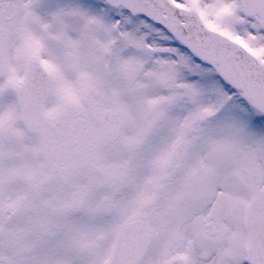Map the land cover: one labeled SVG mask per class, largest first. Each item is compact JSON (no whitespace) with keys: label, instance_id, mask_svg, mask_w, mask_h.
I'll use <instances>...</instances> for the list:
<instances>
[{"label":"snow or ice","instance_id":"snow-or-ice-1","mask_svg":"<svg viewBox=\"0 0 264 264\" xmlns=\"http://www.w3.org/2000/svg\"><path fill=\"white\" fill-rule=\"evenodd\" d=\"M0 264H264V0H0Z\"/></svg>","mask_w":264,"mask_h":264}]
</instances>
